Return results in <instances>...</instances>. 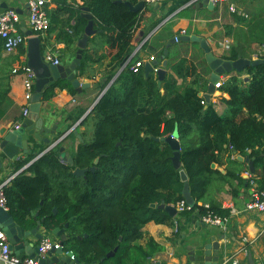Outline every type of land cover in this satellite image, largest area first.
<instances>
[{
  "label": "trees",
  "instance_id": "16d2710c",
  "mask_svg": "<svg viewBox=\"0 0 264 264\" xmlns=\"http://www.w3.org/2000/svg\"><path fill=\"white\" fill-rule=\"evenodd\" d=\"M126 1L136 4L140 0H82L77 6L68 0H58V9L68 10L69 18L75 16L77 20L76 24L69 23L73 28L70 39L81 35L88 21L81 8L89 6L100 46L116 47L98 86L103 89L116 77L80 122L91 125L92 133L89 140L79 141L71 148L73 164L67 158L60 159L57 147L50 148L17 173L5 188L8 209L17 220L34 224L33 210L39 212V218L45 217L44 225L48 229L69 222L67 247L86 263L147 264L154 251L164 248L152 237L145 245L137 240L144 236L143 226L150 220L174 223L176 216L152 203L185 199L180 168L186 171L196 200L194 206L178 212L180 216L189 217L196 210L206 213L208 208L199 201L208 203L216 214H230L229 208L213 198L214 186L222 190L228 184L233 198L239 195L242 186H251L253 182L257 190L264 187V63L246 68L248 80L226 73L228 76L219 89L229 94V97L221 96L227 104V114H220L213 101L199 95L198 76L183 87L178 84V77L197 74V67L186 57L166 66L169 71L161 86L154 71L146 76L143 65L138 69L132 67L140 58L138 52L133 54L134 31L145 10H132ZM171 11L153 19L150 28ZM57 13L56 8L49 28L59 23ZM248 28L253 40L263 44L264 15L254 18ZM162 37L164 40L158 45L150 43V47L148 39L143 44V47L159 48L155 54L159 61L172 35ZM242 49L232 46L222 57L233 60L246 56ZM106 56L101 53L98 60ZM90 61L94 63L96 59L85 48L78 75L84 73ZM57 86L76 93L71 81L59 79L45 89L43 98L52 97ZM9 88L1 79L0 117L8 115L14 106ZM84 112L85 109L78 110L75 120ZM69 134L75 136L73 130ZM170 134H176L181 143L180 168L174 166L171 158L174 150L165 140ZM225 154L233 167L222 172L213 163L221 164ZM233 154H248L253 158L259 169L257 174L244 178L243 162ZM34 155L18 160L16 168ZM97 156L100 159L95 170L89 169L83 175L73 173L76 167L94 165ZM115 247H118L115 254L106 257Z\"/></svg>",
  "mask_w": 264,
  "mask_h": 264
},
{
  "label": "crops",
  "instance_id": "0c3cea01",
  "mask_svg": "<svg viewBox=\"0 0 264 264\" xmlns=\"http://www.w3.org/2000/svg\"><path fill=\"white\" fill-rule=\"evenodd\" d=\"M1 1L2 0H0V2ZM6 1L9 6L21 8L23 10V19L26 23V27L29 28L28 0ZM186 1L187 0H160L154 5L146 3L144 7V16L141 18L134 31L135 48L133 54L138 52L139 57L144 59H146L149 54L155 55L159 48L153 47L151 49V44H160L164 40L162 36L166 37L169 33L172 36L183 33L202 36L207 39L213 52L221 56L228 53L232 46L243 47L242 50L245 54L246 48H256V50H251L249 54H246V56L249 55L251 57H254L262 48L264 43L260 44L253 40L248 26L254 18L264 15V0H223L221 3L215 4H202L200 3L202 0H199L191 5H185L184 3ZM68 2L77 6L78 3H82V0H76L77 3L72 0H68ZM231 2L235 4L237 11L230 10L229 4ZM58 5V0H55L47 6L51 24L52 12L56 8L58 10L57 18L60 19V21L55 27L49 28L42 33V48L44 52L48 50L53 51L61 61L68 63L75 57L78 48L77 41L82 33L77 38L72 37V39H70L73 28L69 23L76 24V17L73 16L69 18L68 10L58 9ZM249 9H253L254 11H247ZM170 10H172L171 13L160 21L162 23L152 34L153 36L151 35V38H147L150 32L155 28H150L151 21L161 18L165 12H169ZM81 11L82 15H84L85 11L82 8ZM238 17H240V19H238ZM145 39H148L150 47L149 45L143 47L144 43L141 42H144ZM98 40L99 38L97 35L94 36V39L89 38L88 46L86 47L88 48V52L91 53L92 59H96V61H94V63L90 61V65L87 66L84 73L81 75H78L77 71L78 78L81 81H89L90 86L84 88L80 92L76 90V93H72L68 88L57 86L55 87V93L52 97L48 99L42 98L39 113H36L32 106V111L29 115L33 118H36L38 115L42 116L45 126L48 129L54 130V133L43 131L41 133L42 137L57 136L75 126L76 122L79 120H75L78 110L85 109V111H87L102 91L98 86V82L102 79L107 68L106 65L110 60L111 54L116 51V47L107 44L102 47ZM140 44L141 46L137 51ZM198 48H201L198 41H176L169 47L167 66L176 62L181 57H186L189 63L195 64L197 67V74L185 78L178 77V84L183 87L198 76L200 79L198 84L200 86L199 95L204 97L203 94L208 90L211 69L207 63L205 74H203L201 66L197 64V61L193 57V52ZM186 50L188 51L186 52ZM26 51L27 44H23L16 52L7 53L4 50L3 39L0 37V80L2 79L4 84L6 83L9 85V95L14 102L13 108L8 112L9 114L0 117V139L3 132L8 130V126L23 115L22 108L25 103L26 91L24 75L21 72H14L13 69L26 60ZM101 53H105L107 56L98 60ZM161 62L162 58L159 61V66H161ZM166 69L168 73L169 68ZM230 73L238 74L243 78L248 76L246 69L241 72L233 70ZM89 75H91V77H89ZM204 79L207 80L206 85L204 84ZM221 96L229 97V94L221 91L219 88H215L210 94V101L214 102V106L220 114L226 115L227 104L222 101ZM75 128L78 130V133L81 134L82 140L86 139V136L92 133L91 126L90 133H87L88 131L85 130L86 126L80 125V123L77 124ZM69 133L63 138V140L65 139L63 145H65L66 149L71 153V148L73 146L76 147L79 141L82 140L79 135L74 132L75 138L79 141L78 143H73L71 139L72 135ZM33 140V144L26 153H19L18 159L7 161V164L10 163L9 165L14 173L28 163L16 168L18 160L25 158L29 154L36 155L47 146L42 140ZM67 142L69 143L67 144ZM239 155L241 154H236L235 157ZM226 157L227 154L223 157L222 163L219 165L215 163L214 167L219 166L222 172H226L228 167H233V165L231 166L229 164ZM239 160L243 162L241 175L244 178H253L259 169L257 170L254 165L255 170L251 172L249 163L245 160ZM8 171L9 169L6 170V168L3 167L0 170V178L5 177ZM256 188L255 182L248 187L242 186L239 195L233 198L228 184H226L225 189L222 190H218L215 186L213 187V198L219 201L223 207L230 209V214L225 216L222 215L225 217L224 224L215 225L205 222L202 219V214L197 210L189 217L180 216V214L177 213L173 224L157 223L154 220L146 222L143 226L144 236L138 239L137 243L145 245L148 238L152 237L158 244L164 247L162 250L154 251L147 264H197L200 261L202 262L204 259L203 255H200V241L198 236L204 233H207V236H209L207 243L211 244L210 237L211 235H215V239L218 240L219 243L224 244V262L226 259H229V261L231 259H237L238 264H263L264 212L245 208L246 200L252 196V193L257 190ZM200 202L202 201H199V203ZM223 233L226 234L225 238H222ZM192 256H194V259H192ZM85 264L88 263L85 262Z\"/></svg>",
  "mask_w": 264,
  "mask_h": 264
},
{
  "label": "water",
  "instance_id": "95a60500",
  "mask_svg": "<svg viewBox=\"0 0 264 264\" xmlns=\"http://www.w3.org/2000/svg\"><path fill=\"white\" fill-rule=\"evenodd\" d=\"M129 7L132 10H143L146 2L145 0H140L136 4H132L130 1H126ZM200 3H210L214 4L212 0H202ZM151 5L157 4V2L150 3ZM28 6V2H27ZM9 7V4L6 0L0 2V13L4 12L5 9ZM82 9L85 11L84 16L87 18V23L84 27L82 35L78 38L77 41V51L75 57L68 63L60 61L59 63H53L46 60L43 55L42 48V38L40 34H34L32 29L26 27V23L23 19V10L21 8H16L21 16V29L28 35L27 40V51H26V62L33 69L35 73V85L34 91L32 94V103L30 104L29 113L24 117L21 125L18 128L8 129L1 135L0 139V170L4 167L6 170L9 169L7 175H11L14 171L11 169L10 163L7 164V161H14L18 159L19 153H26L31 145L33 144V139L44 141L47 146L38 152L25 166L19 169L15 174L23 171L30 163L40 157L43 153L53 147H58L59 157L61 160L67 158L68 162L73 164V155L69 150L66 149L65 145L60 144L61 140L72 130L79 135L82 140V136L78 133V130L75 128L82 119L91 111L94 105L99 101L101 96L105 93L107 88L113 82L115 77L107 84L105 88L99 93L96 100L90 106V108L84 112V114L76 122L75 126L69 128L66 132L58 136H47L42 137L41 133L43 131L54 133V130L48 129L45 124L42 116H37L36 118L31 117L29 114L32 111V106L34 111L39 113L43 93L46 88H48L54 81L59 79H67L71 81L72 85L76 88L77 91H82L84 88L90 86L89 81H81L77 76V68L81 62L83 50L88 46L89 38L97 32V29L94 27L93 15L90 12L89 6H83ZM160 22L147 36L149 38L161 25ZM178 40H193L200 43L201 48L205 52L206 61L211 69L209 76V86L204 97L207 101H210V93L215 90L214 82L217 81L221 74H225L231 71L241 72L246 69L248 66H255L260 63H264V57H249V56H240L236 59H226L221 55H217L213 52L210 44L207 39L198 36L196 34H180L177 36H172L167 42L164 51L161 55L162 62L161 66L157 69V82L161 86L162 80L167 73L166 66L168 64L167 55L169 53V47L171 44L175 43ZM159 60L154 59L151 62L146 61L144 63V73L148 76L153 71V66L158 65ZM245 80L249 79V76L244 77ZM159 139V138H157ZM165 140L170 144L171 148L174 150L172 155V162L176 168H180L182 165L181 162V143L176 134H170L165 137ZM239 159L245 160L249 163V169L251 172H254V162L248 154L246 156L239 155ZM100 156H97L94 159V165L90 167H76L73 170V173L76 175H83L87 170H95L96 163H98ZM215 163H213L214 166ZM180 178L183 181L182 193L185 198V201L192 207L195 205L196 200L191 194L190 184L188 181V175L183 168H180ZM43 203V200H41ZM152 206H158L164 208L170 215L175 216L178 213L177 208L173 203H168L162 199L159 203H152ZM56 212V208H54ZM32 220L34 224L29 225L26 221L17 220L14 215L10 212L9 209L4 208L0 205V225L5 230L9 238V247L10 249L19 257L23 256H32L39 257V240L43 237L44 233H49L55 238L59 239V246L53 245L46 253L45 256L40 257V261L44 264H73L78 262L79 264H85L84 261L80 260L78 255L73 249L67 247V240L69 238L66 228L69 225V222H65L63 226L56 225L50 229L46 228L44 225L45 217H38L39 212L31 210ZM70 218V220H72ZM204 224V223H203ZM224 224V222L222 223ZM207 233L201 234L199 238V251L200 255H203V261L198 262L197 264H225L223 257L225 254L224 244H221L216 240V236L210 237L211 244L207 243L208 237ZM225 233L222 234V238H225ZM85 236L87 234L85 233ZM82 237V236H78ZM121 239V238H120ZM223 245V246H222ZM118 247H115L113 250H110L106 253V257L113 256ZM74 255V257H72ZM194 259V256H192ZM88 264H97L96 262Z\"/></svg>",
  "mask_w": 264,
  "mask_h": 264
},
{
  "label": "built area",
  "instance_id": "2783aa9c",
  "mask_svg": "<svg viewBox=\"0 0 264 264\" xmlns=\"http://www.w3.org/2000/svg\"><path fill=\"white\" fill-rule=\"evenodd\" d=\"M54 1L55 0H28V23L29 28L32 29L34 34H42L47 29H49L51 22L49 14L47 12V6L49 3ZM159 1L160 0H145V2L148 4ZM197 1L199 0H187L184 4L191 5ZM222 1L223 0H212L214 4L221 3ZM229 8L231 11H237V8L233 2L229 4ZM177 36L178 35H175L176 38ZM0 37L3 39L4 50L7 53L16 52L21 45L27 43L28 35L21 29V16L15 7L9 6L5 9L4 12L0 13ZM140 46L141 44L138 46L137 51ZM43 55L46 60L53 63H59L61 61L60 58H58L51 50L43 52ZM254 57H264V44ZM154 59H156L155 55L149 54L146 59L138 58L132 64V67L134 69H138L139 66H144V63L146 61L151 62ZM158 68L159 65H154L153 71L157 73ZM13 71L21 72L24 75V84L26 88L25 103L22 108V117L17 119L14 123L10 124L8 126V129L18 128L21 125L24 117L28 115L30 104L32 103V94L35 85V73L33 69L27 64L26 60L21 64L15 66ZM226 78L227 74H221L219 79L214 82L215 88H219ZM202 101L204 102L205 100ZM235 155L236 154H233L232 156L235 157ZM15 175L16 174L13 173L11 175H6L5 177L0 178V205L6 209H8V205L5 188L11 183L12 178ZM200 203L208 208L207 212L202 214V219L205 222L215 225H219L225 222V217L220 214H216L211 209H209L210 206L208 203ZM173 204L178 211L191 208V206L185 201V199L179 200L178 202ZM245 208L248 210L264 212V187L260 190H255L252 193V196L245 202ZM9 243V238L5 230L0 225V264H44L40 261V257L45 256L47 251L53 245H55L56 247L60 245L58 238H55L51 234L45 232L43 237L39 240V257H32L28 255L19 257L10 249ZM72 257H74V255H72ZM225 263L238 264V260L231 259L229 261V259H226ZM73 264L79 263L74 262Z\"/></svg>",
  "mask_w": 264,
  "mask_h": 264
},
{
  "label": "rangeland",
  "instance_id": "374dc122",
  "mask_svg": "<svg viewBox=\"0 0 264 264\" xmlns=\"http://www.w3.org/2000/svg\"><path fill=\"white\" fill-rule=\"evenodd\" d=\"M247 11H249V12H253L254 10L252 9V10H247ZM159 34V33H158ZM153 36V35H152ZM158 36V35H157ZM150 38H151V36H150ZM155 39V38H154ZM153 39V40H154ZM146 40V39H145ZM152 40V41H153ZM247 50H246V54H249L250 53V51L251 50H256V48L255 49H253V48H246ZM203 49H201V48H198L196 51H194L193 52V57H194V59L197 61V64L199 65V66H201V68H202V72H203V74H205V70H206V68H207V61H206V59H205V54H204V51H202ZM188 50H186V52H187ZM249 56V55H248ZM249 57H251V56H249ZM232 72V71H231ZM86 126V128H85V130H87L88 132L87 133H90V130H91V128H90V126L91 125H85ZM60 135V134H59ZM58 136V135H57ZM55 137V136H54ZM56 138V137H55ZM72 140H73V143H78V141L79 140H77V138H75V136H72V138H71ZM90 139V135H87L86 136V140H89ZM65 143V139L63 140H61V142H60V144H64ZM69 142H67V144H68ZM74 147V146H73Z\"/></svg>",
  "mask_w": 264,
  "mask_h": 264
}]
</instances>
